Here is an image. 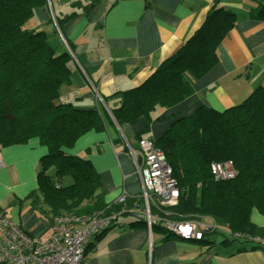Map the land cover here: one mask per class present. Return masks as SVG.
<instances>
[{"label": "crops", "instance_id": "1", "mask_svg": "<svg viewBox=\"0 0 264 264\" xmlns=\"http://www.w3.org/2000/svg\"><path fill=\"white\" fill-rule=\"evenodd\" d=\"M262 2L99 0L86 11L91 0H49L48 6L37 12L36 27L48 32L57 49H67L73 56L74 79L62 85L60 101L72 102L80 109L104 110V128L87 131L65 151L90 159L105 203L116 202L123 193L128 194L127 200L141 195L130 147H139L137 134L143 132L146 121L118 123L111 107L118 106L119 100L107 103L104 96L140 85L189 40L217 4L235 12L237 19L218 46L219 62L193 83L191 95L182 102L157 107L143 136L158 139L177 118L192 114L201 105L224 110L241 103L257 86L264 85V20L250 16ZM0 151V207L31 234L50 235L54 223L50 207L42 209V204H37L43 198L38 173L48 147L34 137L27 143L0 147ZM31 193L38 201L30 198ZM251 220L264 227V215L257 209H253ZM209 238L212 243L181 238L164 227L150 231L145 219L120 212L100 238L95 236L89 242L83 264H264L260 247L240 250L241 243L227 242L222 234Z\"/></svg>", "mask_w": 264, "mask_h": 264}, {"label": "trees", "instance_id": "2", "mask_svg": "<svg viewBox=\"0 0 264 264\" xmlns=\"http://www.w3.org/2000/svg\"><path fill=\"white\" fill-rule=\"evenodd\" d=\"M98 1L91 0L86 11ZM48 4L49 0H0V147L27 143L34 137L48 147L38 173L43 198L38 201L34 193L30 198L41 203L42 209L50 207L53 221L64 212L131 213L127 208L144 206L141 195L127 202L105 203L90 159L65 151L87 131L102 130L105 113L60 101L62 85L74 79L73 56L67 49H57L48 32L35 25L37 12ZM250 16L264 20V2ZM57 21L61 24V18ZM236 21L235 12L213 5L189 40L146 80L104 96L107 103L119 100L118 106L111 107L117 122L134 124L144 118L145 128L137 138L146 137L153 111L182 102L191 95L193 83L219 62L218 46ZM155 143L166 152L180 188L178 203L164 207L168 214L162 216L178 221L213 218L223 228L206 234L203 242L212 243L209 236L218 233L227 242L241 243L240 250L262 248L252 239L229 237L228 232L264 236V227L251 220L253 209L264 215V85L224 110L201 105L177 118ZM227 159L234 161L237 174L215 180L211 163ZM66 179H70L67 184L63 183ZM160 223L153 228H163Z\"/></svg>", "mask_w": 264, "mask_h": 264}, {"label": "built area", "instance_id": "3", "mask_svg": "<svg viewBox=\"0 0 264 264\" xmlns=\"http://www.w3.org/2000/svg\"><path fill=\"white\" fill-rule=\"evenodd\" d=\"M130 151L141 181L144 206L133 205L128 210L145 219L150 231L154 224L161 222L168 232L181 238L204 240L206 234L223 228L213 218L178 221L162 216V213L168 214L164 207L175 206L180 197V188L166 153L149 137L140 139L137 150L130 147ZM2 165L0 151V166ZM211 168L215 180L236 175L233 160L214 161ZM59 185L56 183L57 187ZM127 197L128 194L123 193L118 200L123 202ZM154 208L157 211H154ZM117 215L118 213L104 215L103 212H96L78 215L64 212L55 217L51 234L42 237L23 229L0 207V264H83L89 242L107 229ZM228 233L229 237L252 239L260 243L264 250V236Z\"/></svg>", "mask_w": 264, "mask_h": 264}, {"label": "rangeland", "instance_id": "4", "mask_svg": "<svg viewBox=\"0 0 264 264\" xmlns=\"http://www.w3.org/2000/svg\"><path fill=\"white\" fill-rule=\"evenodd\" d=\"M55 36V35H54ZM53 43L55 44L56 42H57V39L56 38H53ZM65 45V44H64ZM135 146H136V144H135ZM228 160H232V159H227V160H222L221 162H225V161H228ZM214 162V161H213ZM234 162V161H233ZM212 164V163H211ZM235 165V164H234ZM41 168V167H40ZM235 170H236V174H237V169H236V167H235ZM50 173L52 174V175H54V170H51L50 171ZM211 173H212V168H211ZM213 175V174H212ZM214 178V177H213ZM233 178V177H232ZM56 179V178H55ZM228 179H230V178H228ZM69 181H70V179H66L65 181H63V183H69ZM116 201H119L118 199L116 200ZM126 201V200H125ZM125 201H123V202H125ZM120 202V201H119ZM132 207V206H131ZM130 207V208H131ZM130 208H127V209H130ZM93 213H96V212H93ZM92 213V214H93ZM74 214H77V213H74ZM79 215V214H78ZM122 217H128V216H122ZM129 218V217H128ZM121 219H123V218H121ZM141 219V218H140ZM195 219H197V218H195ZM211 220V219H210ZM216 235H218V233L217 234H211V237H212V239H215L216 238ZM97 236V235H96ZM85 252H86V249H85Z\"/></svg>", "mask_w": 264, "mask_h": 264}, {"label": "bare ground", "instance_id": "5", "mask_svg": "<svg viewBox=\"0 0 264 264\" xmlns=\"http://www.w3.org/2000/svg\"><path fill=\"white\" fill-rule=\"evenodd\" d=\"M150 138V137H149ZM153 139V138H152ZM166 153V152H165ZM167 156V155H166ZM115 220V219H114Z\"/></svg>", "mask_w": 264, "mask_h": 264}]
</instances>
